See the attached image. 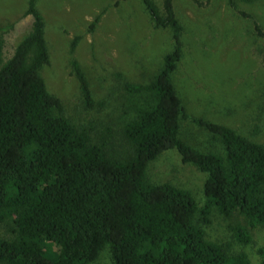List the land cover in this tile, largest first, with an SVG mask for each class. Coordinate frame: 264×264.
Wrapping results in <instances>:
<instances>
[{
    "label": "trees",
    "instance_id": "16d2710c",
    "mask_svg": "<svg viewBox=\"0 0 264 264\" xmlns=\"http://www.w3.org/2000/svg\"><path fill=\"white\" fill-rule=\"evenodd\" d=\"M35 1L27 10L31 31L0 65V263L90 264L108 245L113 264H251L245 251L230 254L224 243L208 240L206 226L215 207L243 217L229 225L243 244L264 227V145L204 118L195 122L220 139L222 152L201 151L179 137L186 112L172 74L183 26L173 0H163L162 9L142 0L152 23L173 31L175 45L148 83H125L128 116L104 132L94 120L69 115L47 89L46 23ZM1 53L0 46V59ZM74 66L91 108L89 81ZM170 148L207 174L203 206L186 188L150 180L149 164ZM257 251L264 264V246Z\"/></svg>",
    "mask_w": 264,
    "mask_h": 264
},
{
    "label": "rangeland",
    "instance_id": "374dc122",
    "mask_svg": "<svg viewBox=\"0 0 264 264\" xmlns=\"http://www.w3.org/2000/svg\"><path fill=\"white\" fill-rule=\"evenodd\" d=\"M155 2L163 8V0ZM35 4L46 23L50 57L41 74L47 89L61 98L69 115L96 121L99 131L107 126L115 131L128 116L125 83H148L155 76L164 55L174 48L173 31L156 27L142 0H36ZM173 4L183 26L182 56L172 74L186 112L179 137L201 151L222 152L220 139L195 122L204 118L264 145V36L255 26L264 31V0H235V5L230 0H173ZM28 6L29 0H0L1 66L32 29ZM75 61L89 81L95 100L91 108L83 102ZM147 174L152 182L188 189L199 207L205 204L207 174L184 163L176 148L152 160ZM210 220L208 240L224 243L230 254L245 251L251 264L261 263L257 249L264 246L263 226L254 229L253 242L243 244L229 227L243 222V217H226L212 207ZM4 233L0 224V235ZM47 254L53 257L50 250ZM90 264H113L110 246Z\"/></svg>",
    "mask_w": 264,
    "mask_h": 264
}]
</instances>
